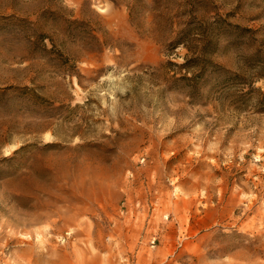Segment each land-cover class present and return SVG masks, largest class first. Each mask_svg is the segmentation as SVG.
<instances>
[{"label": "rangeland", "instance_id": "rangeland-1", "mask_svg": "<svg viewBox=\"0 0 264 264\" xmlns=\"http://www.w3.org/2000/svg\"><path fill=\"white\" fill-rule=\"evenodd\" d=\"M0 264H264V0H0Z\"/></svg>", "mask_w": 264, "mask_h": 264}, {"label": "trees", "instance_id": "trees-1", "mask_svg": "<svg viewBox=\"0 0 264 264\" xmlns=\"http://www.w3.org/2000/svg\"><path fill=\"white\" fill-rule=\"evenodd\" d=\"M183 44V43H182ZM195 58L196 57H187V58H185V61L183 62V63H180L179 65H180V67H182V68H184V67H186V68H188L189 66H191L190 64L195 60ZM208 62H210V64L213 66V63L210 61V60H208ZM200 76V73H197L196 75H195V73L192 75V76H190V77H188V76H183L185 79H196L197 80V77H199ZM203 76V74L199 77V78H201ZM199 78H198V80H199ZM197 80V81H198Z\"/></svg>", "mask_w": 264, "mask_h": 264}]
</instances>
